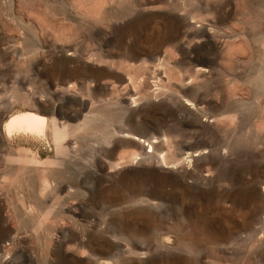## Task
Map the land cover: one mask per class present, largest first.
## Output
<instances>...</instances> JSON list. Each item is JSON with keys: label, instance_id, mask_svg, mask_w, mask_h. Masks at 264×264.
I'll list each match as a JSON object with an SVG mask.
<instances>
[{"label": "rangeland", "instance_id": "1", "mask_svg": "<svg viewBox=\"0 0 264 264\" xmlns=\"http://www.w3.org/2000/svg\"><path fill=\"white\" fill-rule=\"evenodd\" d=\"M53 106L60 123L86 122L51 187L36 163L54 158L50 138L0 134V248L15 264L84 259L76 235L112 242L95 264H264V0H0V124ZM26 154L33 166L6 160Z\"/></svg>", "mask_w": 264, "mask_h": 264}, {"label": "bare ground", "instance_id": "2", "mask_svg": "<svg viewBox=\"0 0 264 264\" xmlns=\"http://www.w3.org/2000/svg\"><path fill=\"white\" fill-rule=\"evenodd\" d=\"M69 54V53H68ZM71 54V53H70ZM163 59H165V58H163ZM159 60V59H158ZM160 61V62H159ZM158 62H159V64H161V65H165V64H163L162 63V61L161 60H159ZM166 61V60H165ZM167 64H169L168 62H166ZM94 64V63H93ZM128 64V63H127ZM160 65V66H161ZM145 65L143 64L142 65V69H145V67H144ZM168 66V65H167ZM167 66H163V67H165L166 68V70L168 69V67ZM148 67V66H147ZM127 70H128V72H132V70L131 69H134L135 67L131 64V65H127ZM139 68V67H138ZM164 68V69H165ZM142 69H141V71H142ZM156 69H159L158 67H156ZM163 69V70H164ZM152 70H153V68H152ZM162 70V69H161ZM164 70V73H165V75L164 76H166L167 78H168V76H169V78H170V75H166V72H168L169 73V70ZM133 71H136V70H133ZM144 71V70H143ZM166 71V72H165ZM127 72V73H128ZM150 72H151V70H150ZM147 74H149V72L147 73ZM138 75V74H137ZM141 75H142V73H141ZM140 75V76H141ZM150 75V74H149ZM128 76V75H127ZM139 76V75H138ZM149 77H153V76H149ZM141 78V77H140ZM169 78H168V80H169ZM127 79L130 81V83H134V80H133V78L131 77V76H129V78L127 77ZM156 80V79H155ZM161 80V79H160ZM168 80H167V82H168ZM133 81V82H132ZM142 82V81H141ZM159 82V81H158ZM161 83V82H160ZM156 84V82L154 83V85ZM156 86V85H155ZM158 86V85H157ZM162 86V85H161ZM161 86H159V87H161ZM165 86V85H164ZM163 88V87H162ZM157 89V88H156ZM158 89H160V88H158ZM161 90V89H160ZM155 91H157V90H155ZM158 92H160L159 90H158ZM157 92V93H158ZM164 92V91H163ZM167 92V91H166ZM136 94V93H135ZM131 96V93L130 92H127L126 93V96H125V98L124 99H122V100H118V102H127V101H129V97ZM132 97V96H131ZM133 100V102H135V100H136V98H132ZM135 99V100H134ZM25 100H26V102H27V104H32V101L30 100V99H26L25 98ZM184 103L185 104H187V105H192V102L189 100V99H185L184 100ZM194 103V102H193ZM130 106V105H129ZM194 108V107H193ZM51 115L50 116H46V115H43V114H40V113H37V112H34V111H18V112H15V113H13V114H11L10 115V117L8 118V119H6L2 124H0V134H1V132L3 133V135L6 137V139L7 140H9V141H11V143L12 142H15V141H18V143H20V141L22 140V139H25L26 141H28V142H31V141H41V140H43V139H45L46 137L48 138H50V140H51V142H52V149H54V151H55V155H54V158L52 159L51 157H48V158H46L45 160H43V161H41V160H38L37 159V161H36V163H37V165H38V167L40 168V170H41V174H42V176H43V180H42V177H40L41 178V180H42V184L43 185H47V183L48 182H50L48 185L50 186V184H51V178H50V181H49V178H48V175L47 174H52V172H54L53 171V169L55 168V167H61L62 166V160H61V158H60V155H62V154H64V155H66V152H67V147H66V142H67V139H68V137L70 136V135H72L73 133H75V131H77V129H79V128H81V126H83L84 127V125H83V123H85V122H80V123H78V124H76L75 126H71L70 124H64V123H60V121H59V118H58V116L56 115V111H55V106H53L52 108H51ZM87 120V119H86ZM82 127V130H84V128ZM81 131V130H80ZM77 133H79V132H77ZM76 135V134H75ZM132 136H133V134H132ZM135 136V135H134ZM165 138L164 139H166V142H167V136H164ZM138 138V137H137ZM163 139V138H162ZM48 140V139H47ZM156 140V139H155ZM155 140H153V141H151V142H147V144H146V147H149L150 149L147 151V152H152L154 149H153V146H155L154 145V143L156 142ZM49 141V140H48ZM140 141V140H139ZM145 140H142V142H144ZM147 141V140H146ZM0 143H2V138H1V136H0ZM16 143V142H15ZM14 143V144H15ZM22 143V142H21ZM165 143V142H164ZM28 144V143H27ZM12 145V144H11ZM144 145H142L141 146V148L143 147ZM169 147H170V145H169ZM155 148V147H154ZM159 148V147H158ZM164 150V149H163ZM204 151V150H203ZM202 151V152H203ZM10 152V151H9ZM156 152V151H155ZM189 152V151H188ZM191 152V151H190ZM150 153H148V154H150ZM165 153H166V151H165ZM196 153V152H195ZM18 154V153H17ZM152 154V153H151ZM150 154V155H151ZM160 154V153H159ZM169 154V153H168ZM154 155H155V153H154ZM157 155L158 154H156L155 155V157H157ZM167 155V154H166ZM189 155V154H188ZM199 155H201V152H199L198 151V153H196V154H190L189 156L192 158V159H197V156H199ZM146 156H147V154H146ZM146 156H144V157H146ZM149 156V155H148ZM188 156V157H189ZM186 157V156H185ZM32 157H30L28 154H26V155H20V156H16V157H14V156H11V155H9L7 158H6V160H7V162L10 164V163H12V162H14L16 165H24V166H33L34 165V160L33 159H31ZM134 158V157H133ZM157 158H159V155H158V157ZM169 158V157H168ZM168 158H166V156H165V154L163 153L162 155H161V160L164 162V163H166V160L168 159ZM175 158H176V156H175ZM187 158V157H186ZM22 159H24V160H22ZM148 159V158H147ZM189 159V158H188ZM159 160V159H158ZM160 160V161H161ZM179 160V159H178ZM182 160H184V159H182ZM181 160V161H182ZM167 161H169V160H167ZM176 161V160H175ZM189 161H190V159H189ZM189 161H187V164H189V165H191L190 163H188ZM170 162V161H169ZM174 162V161H173ZM179 163H181L180 161H178ZM162 163V162H161ZM171 163V162H170ZM184 163V162H183ZM194 163V162H193ZM173 164V163H172ZM185 164H186V162H185ZM12 165H14V164H12ZM188 165V166H189ZM33 168V167H32ZM38 168V169H39ZM38 171V170H37ZM57 171V170H56ZM55 171V172H56ZM180 171H181V173L183 174V175H190L191 174V172L188 170V168L186 167V165H182V166H180ZM56 174H57V172H56ZM55 176V175H54ZM55 177H57V176H55ZM54 177V178H55ZM52 179V183L54 184V186H57V185H60V182H56V181H54L55 179ZM57 179H59V178H57ZM40 180V181H41ZM48 180V181H47ZM205 182V181H204ZM205 185V184H204ZM49 186H47L48 187V189H49ZM46 187V186H45ZM51 187V186H50ZM51 189V188H50ZM141 195V194H140ZM139 195V193H137V191H135V190H130V197H129V200H131L133 203L134 202H136L137 201V204L139 203L140 204V201H143V202H146L148 205H151L152 204V202H150L149 200L150 199H152V197L150 196L149 198H147L146 197V199H143V197L141 198H139L138 196H140ZM40 196V195H39ZM37 197V196H36ZM38 198V197H37ZM139 201V202H138ZM157 202V201H156ZM127 204V203H126ZM143 204V203H142ZM225 204V203H224ZM223 204V205H224ZM227 204V203H226ZM225 204V205H226ZM39 205H41V204H39ZM129 205H130V203H129ZM141 205V204H140ZM154 205V204H153ZM123 206V205H122ZM157 206V205H156ZM121 207V206H120ZM137 207V206H136ZM135 207V208H136ZM140 208H143L142 206H140ZM145 208V207H144ZM38 209V208H37ZM139 208H137V210H138ZM263 209V208H262ZM32 212H33V209H30ZM30 210H28L29 212L28 213H30ZM39 216H38V223L39 224H45V223H47L49 220H50V213H51V210L49 209V208H41V207H39ZM114 210H116V208L114 209ZM135 210V209H134ZM264 210V209H263ZM262 210V211H263ZM32 212H31V214H32ZM36 212V211H35ZM35 212H33L34 214H35ZM131 212V211H130ZM264 212V211H263ZM253 216L255 217V220H256V222H258V223H260V224H258V225H261L263 222H264V216H262L261 217V213H260V210H259V208H257V209H254L253 210ZM0 214H1V212H0ZM122 214V213H121ZM141 213L140 212H134L132 215H134V216H137V215H140ZM36 215V214H35ZM31 216H34L33 214L31 215ZM33 217H31V219H32ZM35 218H37V216L35 217ZM61 218V217H60ZM59 219V218H58ZM57 219V220H58ZM64 219V218H63ZM63 219H59V221L60 220H63ZM37 220V219H36ZM55 220V219H54ZM57 220H55L56 222H57ZM70 220V219H69ZM71 221V224L72 225H75V226H77L76 224H73L72 223V220H70ZM117 221L118 222H120L121 221V218H117ZM67 222V221H66ZM62 223H64V222H62ZM33 224V223H32ZM58 224H59V222H58ZM67 224V223H66ZM56 224H54L53 226H55ZM65 225V224H64ZM258 225L256 224V226L258 227ZM58 226V225H57ZM56 226V227H57ZM70 226V225H69ZM75 226H74V228H75ZM33 227V226H32ZM40 227L42 228V226L40 225ZM45 227V226H44ZM261 227V226H260ZM264 226H262V228H263ZM39 228V227H38ZM60 228V227H59ZM64 228V227H63ZM84 228H85V226H84ZM258 229V228H257ZM260 229V228H259ZM56 230V229H55ZM263 230H264V228H263ZM85 231V230H84ZM254 231H256V230H254ZM257 232H258V230H257ZM8 232L6 231V232H4L2 235H0V238H3V237H5V235L7 234ZM50 233H51V231H50ZM68 233V232H67ZM66 233V234H67ZM84 233V232H83ZM86 233V232H85ZM121 233V232H120ZM156 233V232H155ZM259 233V232H258ZM260 233H262V231H260ZM121 235V234H120ZM254 235H256V234H254ZM113 236L114 237H116L117 236V234H113ZM138 236V235H137ZM137 236L135 237V239L137 238ZM50 237V236H49ZM71 236L69 235V237L68 238H70ZM121 237V236H120ZM139 237V236H138ZM152 237H154V236H152ZM263 237V236H262ZM93 238V237H92ZM127 238V237H126ZM131 238V237H130ZM130 238H128V239H130ZM49 239H53V238H49ZM72 239L76 242L75 244H76V247L78 248V249H80L81 247L83 248V247H87V249H88V255L84 258V259H79V258H77V257H75V256H70V257H64L65 259H66V261L69 263V264H95L99 259H100V257L102 256V255H107V254H110L111 253V250H112V248H113V244H112V242H110V241H108V240H106V239H104V238H100V239H96V240H94V241H91V242H89V243H86V242H84V236H81V235H76V236H74V237H72ZM86 239V238H85ZM171 240V239H170ZM15 242V241H14ZM119 242V241H118ZM125 242V241H124ZM131 242V241H130ZM155 242V241H154ZM168 242V241H167ZM16 243V242H15ZM53 243V242H52ZM151 243V242H150ZM130 244V243H129ZM152 244V243H151ZM151 244H149V245H151ZM171 244V243H170ZM131 245V244H130ZM166 245V244H165ZM16 246V245H15ZM14 246V247H15ZM124 246V245H123ZM159 246V245H158ZM10 247V246H9ZM12 247V246H11ZM126 248H127V246H125ZM133 247V246H132ZM152 247V246H151ZM170 247V246H169ZM172 247V246H171ZM122 248V247H121ZM145 248V247H144ZM166 248H167V246H166ZM186 248L187 249H191V247L190 246H188V245H186ZM11 249V248H10ZM14 249V248H13ZM123 249V248H122ZM130 249V248H129ZM129 249L128 250H126V251H129ZM165 249V248H164ZM181 249V248H180ZM114 250V249H113ZM132 250V249H131ZM133 250H135V249H133ZM132 250V251H133ZM155 250V249H154ZM167 250H169L168 248H167ZM174 250V249H173ZM192 250V249H191ZM0 251L2 252L1 254H0V264H15V262L13 261V259H12V257L10 256V254H11V252L10 251H8V248L7 247H5V246H3V247H1L0 248ZM125 251V252H126ZM132 251H131V253H132ZM172 251V250H171ZM179 251V250H178ZM182 251V250H181ZM180 251V252H181ZM200 251V250H199ZM174 252V251H173ZM172 252V253H173ZM175 252H176V249H175ZM188 252V251H187ZM186 251H184V253H187ZM198 252V251H197ZM140 253V252H139ZM143 253H144V251H143ZM190 253V252H189ZM188 253V254H189ZM192 253V252H191ZM112 254V253H111ZM122 254H124V253H122ZM169 254H171V252L169 253ZM193 254V253H192ZM51 255V254H50ZM120 255V254H119ZM190 255V254H189ZM199 254H197V256H198ZM14 256V255H13ZM118 256V255H117ZM117 256H116V259H114V260H117L118 258H119V256H118V258H117ZM124 256V255H123ZM104 257V256H103ZM139 258V257H138ZM175 258V257H174ZM173 258V259H174ZM194 258H196V257H194ZM214 258V257H213ZM102 259V258H101ZM104 259V258H103ZM120 259H121V257H120ZM128 259L129 260H132V259H130V258H128V257H122V264H137L136 262H133L132 261V263L129 261L128 262ZM178 258H176V260H177ZM219 259V258H218ZM109 260V259H108ZM175 260V259H174ZM192 260H194V259H192ZM195 260H197V259H195ZM198 260H199V258H198ZM210 260V259H209ZM215 260V259H214ZM112 261V260H111ZM106 262V261H105ZM113 262V261H112ZM120 262V261H119ZM118 262V263H119ZM174 262V261H173ZM172 262V263H173ZM177 263H179V264H186V263H184V262H182V260L180 261L179 259L176 261ZM117 263V262H116ZM104 264H109V262L107 261L106 263H104ZM207 264H209V263H207Z\"/></svg>", "mask_w": 264, "mask_h": 264}]
</instances>
